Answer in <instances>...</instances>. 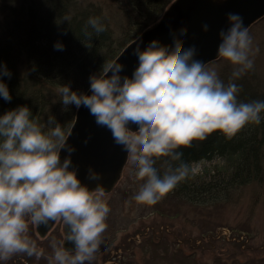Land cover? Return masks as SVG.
I'll return each mask as SVG.
<instances>
[{"label": "clouds", "instance_id": "1", "mask_svg": "<svg viewBox=\"0 0 264 264\" xmlns=\"http://www.w3.org/2000/svg\"><path fill=\"white\" fill-rule=\"evenodd\" d=\"M227 19L229 27L219 32L218 45V56L234 68L227 85L195 58L194 46H185L188 29L183 27L171 33V45L152 40L142 49V41L137 43L138 65L131 76L121 75L125 66L112 62L90 76V94L70 85L60 89L63 106L87 108L95 123L128 153L136 179L143 181L133 197L138 204L156 205L194 171L178 149L191 148L193 141H204L217 131L231 140L247 125L261 122L264 101H238L241 89L232 82L253 69L259 49L253 47L241 15L229 12ZM70 20L64 16V21ZM203 30L209 26L203 25ZM105 31L99 17H90L83 29L88 40L93 32L98 36ZM54 47L64 49L60 42ZM4 76L11 78V72L0 64V97L10 102ZM47 123L54 127L45 131L26 105L0 116V261L24 254L46 258L48 264H92L108 228L105 189L98 184L90 190L82 184L78 169L72 167L75 149L67 144L65 129L54 117ZM62 150L68 153L63 160ZM161 158H167L162 161L163 174L155 167ZM88 179L102 177L89 168ZM53 222L66 226L65 241L74 249L53 240L52 255L45 257L29 229Z\"/></svg>", "mask_w": 264, "mask_h": 264}, {"label": "trees", "instance_id": "2", "mask_svg": "<svg viewBox=\"0 0 264 264\" xmlns=\"http://www.w3.org/2000/svg\"><path fill=\"white\" fill-rule=\"evenodd\" d=\"M27 1L12 7V14L6 17L7 27L1 28L0 64L11 72V78L4 76L3 82L12 99L9 102L0 97V116L26 105L45 131L54 127L47 123L49 117H54L67 135L77 109L62 105V86L70 85L72 90L85 93L90 76L112 63L131 40L162 16L173 0L88 1L84 7H78L76 0ZM66 15L71 17L69 22L64 21ZM90 17H99L106 31L98 36L93 32L88 40L83 29ZM88 30L93 31L90 27ZM57 42L64 45L62 51L55 49ZM261 117L259 125H247L231 140L217 131L204 141H193L191 148L178 149L191 169L201 163L204 166L198 173L190 172L169 194L198 204L217 203L230 200V191L238 185L264 183V113ZM165 159L155 165L161 174ZM214 160L223 163L219 169L215 164L211 172V166L206 168L205 163ZM178 164L173 162V167Z\"/></svg>", "mask_w": 264, "mask_h": 264}, {"label": "rangeland", "instance_id": "3", "mask_svg": "<svg viewBox=\"0 0 264 264\" xmlns=\"http://www.w3.org/2000/svg\"><path fill=\"white\" fill-rule=\"evenodd\" d=\"M21 1L0 0V42L4 35L1 28L8 24L6 17ZM76 1L78 7L88 1L104 2ZM248 30L253 47L259 49L254 67L232 81L241 89L238 101L244 103L264 98V16ZM206 66L215 70L225 85L232 78L233 65L222 57ZM222 163L214 160L205 166L210 165L214 172V165L219 169ZM201 166L204 163L195 165L194 171L198 173ZM135 172L128 156L114 188L105 192L110 207L108 228L92 264H264V183L238 185L230 191V200L224 202L198 204L167 194L156 205L147 206L133 199L143 183ZM65 231L62 222L54 223L45 234L30 225L29 235L47 257L52 255L53 240L57 244L65 241ZM0 264H48V260L20 254Z\"/></svg>", "mask_w": 264, "mask_h": 264}, {"label": "water", "instance_id": "4", "mask_svg": "<svg viewBox=\"0 0 264 264\" xmlns=\"http://www.w3.org/2000/svg\"><path fill=\"white\" fill-rule=\"evenodd\" d=\"M229 12L241 15L244 26L249 28L264 16V0H173L162 16L131 40L112 62L122 63L125 67L121 75L131 76L138 65V58L134 54L137 43L142 41L140 45L142 49L152 40L171 45L173 39L171 33H178L179 29L187 27V35L183 37L185 46L189 48L194 46L197 49L195 58L207 64L219 57V32L229 27L227 19ZM205 24L209 26L207 32L203 30ZM89 88L85 93L90 94ZM131 127L136 130L135 125ZM66 136L67 144L75 149L72 154V167L78 169V178L82 184L90 190H94L98 184L104 187L105 192L112 190L129 155L121 146L115 144L111 133L106 128L99 127L88 109L81 107L76 111ZM67 155L66 150L61 151L62 160ZM89 168L101 174L102 179L89 180ZM53 224L54 222L48 226H38L41 234H45ZM65 230L67 234L66 226ZM65 247L74 249L71 242L65 241Z\"/></svg>", "mask_w": 264, "mask_h": 264}, {"label": "flooded vegetation", "instance_id": "5", "mask_svg": "<svg viewBox=\"0 0 264 264\" xmlns=\"http://www.w3.org/2000/svg\"><path fill=\"white\" fill-rule=\"evenodd\" d=\"M116 264V263H115Z\"/></svg>", "mask_w": 264, "mask_h": 264}]
</instances>
